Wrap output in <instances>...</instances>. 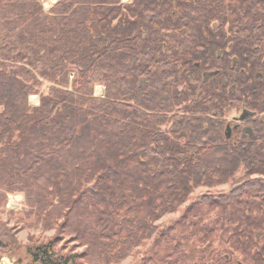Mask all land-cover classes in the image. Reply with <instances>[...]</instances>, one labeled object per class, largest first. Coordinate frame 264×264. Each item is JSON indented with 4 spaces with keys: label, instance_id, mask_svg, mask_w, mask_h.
<instances>
[{
    "label": "trees",
    "instance_id": "trees-1",
    "mask_svg": "<svg viewBox=\"0 0 264 264\" xmlns=\"http://www.w3.org/2000/svg\"><path fill=\"white\" fill-rule=\"evenodd\" d=\"M44 1L0 0V204L20 192L56 212L101 264L152 237L150 264H201L217 230L264 236V0ZM244 110L252 133L227 138ZM240 172L217 205L244 218L205 222L202 201L155 224ZM27 248L31 264H78L52 240Z\"/></svg>",
    "mask_w": 264,
    "mask_h": 264
},
{
    "label": "rangeland",
    "instance_id": "rangeland-1",
    "mask_svg": "<svg viewBox=\"0 0 264 264\" xmlns=\"http://www.w3.org/2000/svg\"><path fill=\"white\" fill-rule=\"evenodd\" d=\"M127 2L129 0H122ZM55 0H45L44 8L48 9ZM100 86V88H97ZM94 88L95 95H102V85H97ZM49 84L44 83L40 93H46L48 91ZM96 88L99 91H96ZM101 91V93H100ZM38 93V94H40ZM33 94L29 96L28 103L30 106H38L40 95ZM242 111H235L228 117V121L233 124L232 116H239ZM242 172L235 176L233 181H229L224 184L215 185L212 187L199 186L193 189L188 199L182 203L175 211L166 213L161 218L155 221V224L160 228H165L170 224L176 222L184 214L186 209L193 202H208L201 206L198 211H203L204 219L213 222L218 221L217 224H224L228 221H234L235 219L244 218L241 213H233L231 211H225L220 208L217 203L222 201L225 195H231V190L237 186L243 179ZM248 179H255L256 175L246 176ZM247 190V189H246ZM255 193V192H254ZM253 193V194H254ZM234 195V194H232ZM206 197L210 200H206ZM1 202V197H0ZM258 200H251V214L248 216L253 219L254 215H257ZM229 208V207H228ZM246 212L248 213V211ZM235 212V211H234ZM61 219H56V212H50L43 216L42 212L37 213V209L30 207L24 198V195L20 192H7L4 195L3 203L0 204V264H5L4 258H7L10 264H31L30 257L27 253V247L29 245L38 244L39 242H47L49 240L54 241L55 248L57 247L63 253L78 254V264H101L96 261V254H88L87 245L79 240L77 235L69 230H63L60 227ZM246 223H251L246 221ZM213 225V224H212ZM257 228L251 227L250 238H244L243 240L229 239L228 235H221L217 230L211 233L206 245L207 248L202 254H195L192 260L199 258L201 264H234L235 261L232 258H237L245 264H256L254 261L261 255L262 245H264V236L259 235ZM155 237L149 238L140 246L133 249V252L118 262H110L107 264H150L151 257L149 256L150 249L153 246ZM57 240V242H56ZM199 246L197 245L196 248ZM259 253V255H258ZM85 255V256H84ZM226 256L231 257V261H227ZM149 259V260H148ZM157 258V264H163ZM148 261V262H147ZM160 261V262H159ZM217 261V262H216ZM103 264V263H102Z\"/></svg>",
    "mask_w": 264,
    "mask_h": 264
},
{
    "label": "flooded vegetation",
    "instance_id": "flooded-vegetation-1",
    "mask_svg": "<svg viewBox=\"0 0 264 264\" xmlns=\"http://www.w3.org/2000/svg\"><path fill=\"white\" fill-rule=\"evenodd\" d=\"M242 112H243V111H242ZM242 112H241V113H242ZM250 114H251V113H250ZM249 116H250V115H249ZM238 117H239V116H238ZM238 117H237V116H233V117H232V118H233V121H234L233 124H231L230 122L227 123V125L230 124V127H231V134H232V131H233V130H238V129H241L242 132H247V133H250V134H251V133H252L251 127H249V126L247 125L248 117H247L244 121H238V120H236ZM227 125H226V126H227ZM246 128H249V129H250V132L245 131ZM259 235H260V234H259ZM261 247H262V251H260L261 255L255 259L256 261H254L255 263L257 262L256 264H264V245H262ZM225 259H226L227 261H231V257H229V256H226ZM232 259H234V261H235L234 264H245V263H242L241 261H238L237 258H232Z\"/></svg>",
    "mask_w": 264,
    "mask_h": 264
},
{
    "label": "water",
    "instance_id": "water-1",
    "mask_svg": "<svg viewBox=\"0 0 264 264\" xmlns=\"http://www.w3.org/2000/svg\"><path fill=\"white\" fill-rule=\"evenodd\" d=\"M215 74H217V71L206 72L204 74V80H207L209 77H211L212 75H215ZM249 115H250V112L247 111V110H244L239 115V117L236 120H238V121H244L247 117H249ZM245 131L250 132V129L249 128H246ZM225 135H226L227 138H229L231 136V127H230V124H228L226 126ZM4 262H5V264H10V262H9V260L7 258H4Z\"/></svg>",
    "mask_w": 264,
    "mask_h": 264
},
{
    "label": "bare ground",
    "instance_id": "bare-ground-1",
    "mask_svg": "<svg viewBox=\"0 0 264 264\" xmlns=\"http://www.w3.org/2000/svg\"><path fill=\"white\" fill-rule=\"evenodd\" d=\"M43 5H44V3H43ZM97 88H100V86H97ZM97 88H96V91H99V89H97ZM104 92H105V88L102 87V95H104ZM100 93H101V91H100ZM93 95H94V96H97V97H102V96H100V95H95L94 92H93Z\"/></svg>",
    "mask_w": 264,
    "mask_h": 264
}]
</instances>
